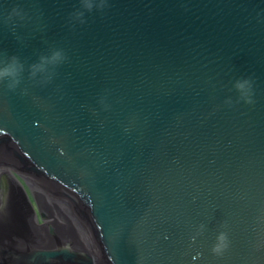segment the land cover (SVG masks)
<instances>
[{"label":"water","instance_id":"95a60500","mask_svg":"<svg viewBox=\"0 0 264 264\" xmlns=\"http://www.w3.org/2000/svg\"><path fill=\"white\" fill-rule=\"evenodd\" d=\"M0 264H264V0H0Z\"/></svg>","mask_w":264,"mask_h":264},{"label":"clouds","instance_id":"9594fccd","mask_svg":"<svg viewBox=\"0 0 264 264\" xmlns=\"http://www.w3.org/2000/svg\"><path fill=\"white\" fill-rule=\"evenodd\" d=\"M12 13L15 14L16 16H20L21 18V12L19 9L17 8H12ZM59 53H57L58 55ZM12 59H16V57H13ZM13 74V72L10 69H5L3 75H11ZM19 80L14 81V83L8 84L7 87L9 90H14L16 88V86L19 84ZM245 86H247V95L244 96L242 99H244L245 103H253L252 99H251V81L248 79H245L243 81H239L236 83L235 87L237 89V91L239 92H243V90L245 89ZM228 247V237L227 234L224 232H220L217 237H216V243L213 245L211 251L213 254L215 255H220L222 254V252Z\"/></svg>","mask_w":264,"mask_h":264}]
</instances>
